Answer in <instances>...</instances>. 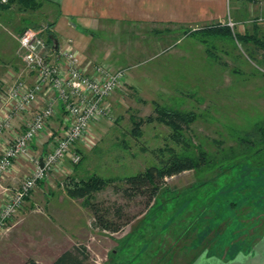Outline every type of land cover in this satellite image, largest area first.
<instances>
[{"label":"rangeland","instance_id":"374dc122","mask_svg":"<svg viewBox=\"0 0 264 264\" xmlns=\"http://www.w3.org/2000/svg\"><path fill=\"white\" fill-rule=\"evenodd\" d=\"M243 7V15L209 26L167 30L153 25L157 37L167 38L153 42L154 35L143 45L158 49L137 51L135 43H126L129 70L108 100L106 118L93 127L95 145H82L81 162L71 163L68 156L32 192L10 230L0 236V264H54L66 252L83 255L86 264H188L176 257H194L201 249L213 257L222 248L228 264H264V5L250 16L251 5ZM2 11L13 12L10 22L20 20L16 32L0 21V29L11 34L10 39L0 37V90L28 74L20 35L30 27L47 39L52 28L47 18L34 17L38 10L31 15ZM143 27L138 35L148 39L149 32L140 33L148 29ZM123 48L120 43L118 51ZM155 103L192 113L196 121L175 129L156 119ZM62 116L58 110L48 124L54 137ZM150 116L155 118L151 123ZM54 137H40L36 156L51 152ZM171 151L204 152L209 164L166 179L150 209L145 198L120 192L122 179L162 164ZM28 172L17 175L14 184L4 183L16 188ZM93 176L111 181L93 200L114 208L113 213L121 209L115 220H129L118 233L97 228L84 200L66 192L70 184ZM242 251L254 256L229 261Z\"/></svg>","mask_w":264,"mask_h":264},{"label":"built area","instance_id":"2783aa9c","mask_svg":"<svg viewBox=\"0 0 264 264\" xmlns=\"http://www.w3.org/2000/svg\"><path fill=\"white\" fill-rule=\"evenodd\" d=\"M9 1L0 0V5ZM42 33L28 28L19 38L26 75L34 77L33 83L24 77L0 90V236L10 230L32 192L51 171L68 156L71 163L78 164L82 145H95L93 127L106 118L108 100L127 75L125 69L85 63L70 46L56 51ZM58 110L63 113L62 127L54 137L48 124ZM45 133L55 142L51 152L39 157L35 150ZM27 169L28 175L18 187L3 185L6 180H17Z\"/></svg>","mask_w":264,"mask_h":264},{"label":"crops","instance_id":"0c3cea01","mask_svg":"<svg viewBox=\"0 0 264 264\" xmlns=\"http://www.w3.org/2000/svg\"><path fill=\"white\" fill-rule=\"evenodd\" d=\"M32 2L37 6L36 10L39 13H35L34 17L37 20L38 18H47L45 20L49 21L48 23L52 27L51 34L57 39L59 47L55 49L56 51L70 46L85 63L106 64L113 69H125L126 73L129 70L127 63L130 61L126 44L128 41L135 43L137 51L144 48H151V50L159 48V45L156 47L143 45V41H151L152 37L157 34L156 32H159L156 29H150L153 25L167 27V30L168 28L173 30L174 26L180 28L209 26L216 22H224L231 16L243 15L244 4L251 5L248 8L249 16L256 14V10H261L264 5V0L253 2H239L238 0H32ZM0 9L34 13L33 9H27L18 0L11 2L9 6L0 7ZM2 10H0V21L11 31L16 32L19 17L16 19L17 23L10 22L9 16L14 18L13 12L3 13ZM130 26H135L136 29L130 31ZM143 26L148 29L141 30L140 33L144 32L148 36L150 34L148 39H143L138 35L139 28L144 29ZM9 34H5L0 29L2 39H10L11 34ZM158 36L160 37L155 35V40L152 39L153 42H163L167 38L164 34ZM115 42L122 43L124 46L122 51H118L119 44H114ZM9 56L12 59L13 55L9 54ZM25 78L30 84L34 81L33 76L25 75ZM25 171L23 170V172ZM11 183L14 184V181ZM3 185L5 187L12 186L4 182ZM223 253L224 251H216L214 255L216 257H212L209 256L208 250L202 251L201 249L200 253L194 257L185 254L186 259H182L180 255L176 258L188 260V264H224L227 256L224 257ZM242 253L232 254L229 261H239L240 258L250 260L249 256H254L253 253L248 254L245 251Z\"/></svg>","mask_w":264,"mask_h":264},{"label":"trees","instance_id":"16d2710c","mask_svg":"<svg viewBox=\"0 0 264 264\" xmlns=\"http://www.w3.org/2000/svg\"><path fill=\"white\" fill-rule=\"evenodd\" d=\"M13 1L16 0H10L6 5H10V3ZM18 1L27 9H33L34 11L37 9V6L34 5L32 0ZM0 7H3V5H0ZM225 30L226 29L222 28L220 29V32H224ZM218 31L219 30H214L211 32L217 33ZM229 33L230 31L227 29L226 34ZM192 34V31L188 32V35ZM51 38H55V36L49 33L47 37V41L49 43H52ZM261 47L264 50V44H261ZM155 105L156 112L158 114V117L156 119L172 125L175 129L178 128V125H189L196 121V116H194L192 113L189 114L178 112L173 109L162 107L156 103ZM154 119L155 118L150 116L147 118V122L151 123L154 121ZM196 155L197 156H191L186 153H177L171 151L168 159L162 164L158 166H151L136 175L127 176L122 179L123 186L120 187V192L126 198H134L137 196L145 198L148 204L147 208L150 209L154 200L160 195L166 179L172 178L187 171H198L208 166L209 161L204 152H198V154ZM110 182L111 181L104 180L103 178L93 176L83 183H75L73 185L70 184L69 186H67L66 192L72 199L84 200L85 206L91 211L93 215L94 224L97 228L110 233H118L127 224H130L129 220L124 221L125 223H121L115 220V218H121L122 210L117 209L113 213L112 210H114V208L105 207L103 204L95 202L93 200L94 195L99 191L107 188ZM226 232L227 230L224 233ZM220 251H223V248ZM85 262L86 257H84L83 255L74 252H66L62 254L54 264H86ZM26 264L38 263L34 260H30Z\"/></svg>","mask_w":264,"mask_h":264},{"label":"water","instance_id":"95a60500","mask_svg":"<svg viewBox=\"0 0 264 264\" xmlns=\"http://www.w3.org/2000/svg\"><path fill=\"white\" fill-rule=\"evenodd\" d=\"M52 39V44L54 45V48L55 49H58V42H57V39L56 38H51Z\"/></svg>","mask_w":264,"mask_h":264}]
</instances>
